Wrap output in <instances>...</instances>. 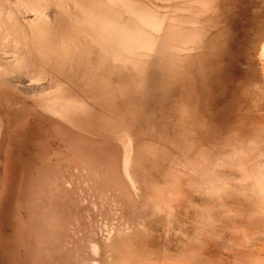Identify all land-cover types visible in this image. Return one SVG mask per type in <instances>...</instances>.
<instances>
[{"label": "rangeland", "instance_id": "1", "mask_svg": "<svg viewBox=\"0 0 264 264\" xmlns=\"http://www.w3.org/2000/svg\"><path fill=\"white\" fill-rule=\"evenodd\" d=\"M215 5L185 76L160 63L123 107L124 137L56 120L34 156L16 137L0 264H264V0Z\"/></svg>", "mask_w": 264, "mask_h": 264}, {"label": "bare ground", "instance_id": "2", "mask_svg": "<svg viewBox=\"0 0 264 264\" xmlns=\"http://www.w3.org/2000/svg\"><path fill=\"white\" fill-rule=\"evenodd\" d=\"M215 1L0 0V196L18 135L25 156L41 150L27 148L42 144L36 133L56 120L124 137L123 107L158 64L183 74L171 65L205 44ZM32 134L36 142L27 141ZM91 250L99 254V244ZM115 252L107 248V258Z\"/></svg>", "mask_w": 264, "mask_h": 264}]
</instances>
